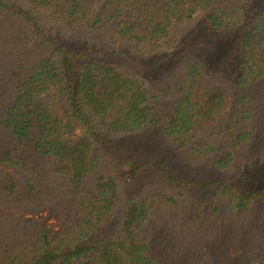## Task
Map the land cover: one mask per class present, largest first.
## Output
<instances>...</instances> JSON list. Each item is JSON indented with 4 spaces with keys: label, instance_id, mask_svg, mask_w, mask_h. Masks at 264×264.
Returning <instances> with one entry per match:
<instances>
[{
    "label": "trees",
    "instance_id": "obj_1",
    "mask_svg": "<svg viewBox=\"0 0 264 264\" xmlns=\"http://www.w3.org/2000/svg\"><path fill=\"white\" fill-rule=\"evenodd\" d=\"M193 15L199 25L231 31L237 40L219 86L198 102L192 100L195 88L204 85L199 63L186 61L177 97L162 109L153 89L109 65L107 54L68 44L69 34L82 30L127 49L145 45L150 54L172 25ZM263 67L264 0H0V99L12 95L0 118L13 137L0 153V264H155L148 240L135 230L159 194L131 198L119 222L111 223L122 181L116 140L152 131L176 152L196 157L186 134L212 122L230 95L231 121L251 115L246 92L264 79ZM250 124L237 142L256 134L257 126L246 130ZM126 164L136 172L144 166L136 157ZM217 166L225 164L219 160ZM230 191L235 241L264 256V188ZM62 197L73 204L72 214L56 230L29 218L4 220L7 210L34 215ZM161 200L172 212L178 207L167 196ZM187 216L202 241L221 214L215 205L193 204Z\"/></svg>",
    "mask_w": 264,
    "mask_h": 264
},
{
    "label": "rangeland",
    "instance_id": "obj_2",
    "mask_svg": "<svg viewBox=\"0 0 264 264\" xmlns=\"http://www.w3.org/2000/svg\"><path fill=\"white\" fill-rule=\"evenodd\" d=\"M193 17L172 25L168 37L159 47L150 49V54L145 45L127 49L118 42L109 43L102 34L82 30L69 34L68 44L77 51L89 47L107 54L104 59L109 65L140 78L145 87L152 88L155 102L162 109L176 99L174 89L186 61L199 63L204 85L195 88L192 100L198 102L219 86L222 68L235 58L237 40L231 31L219 33L199 25L200 20L195 15ZM204 87L206 92H202ZM8 96L0 99V108L12 101V95ZM246 96L251 115L239 123L230 120L233 102L230 95L227 107L212 122L186 134L188 145L199 152L196 157L189 158L176 152L164 138L152 131L116 140L120 152L116 164L122 171V181L111 223L119 222L131 198L145 191L159 194L160 198L154 200V209L135 230L148 240L156 257L155 264H264L262 250L251 255L235 241L232 233L236 231L237 222L230 210L233 204L230 190L250 193L264 188V79H259ZM248 121L251 124L246 130L254 131L252 127L257 126L256 134L237 142L239 136L245 134L243 128ZM80 127H75L76 132H80ZM35 132L36 124L31 131L33 138ZM12 143V134L3 128L0 118V153ZM133 157L143 159L144 166L137 172L126 164L133 161ZM219 160L224 167L217 166ZM1 169L11 173L4 166ZM221 183L227 189H222ZM163 196L176 202L178 207L174 212L168 206L171 205L169 202L161 200ZM193 204L215 205L221 214L215 224L205 229L206 237L202 241L197 235L200 230L185 222ZM72 208L73 204L62 197L48 202L43 211L34 215L22 216L7 210L4 220L29 218L38 226H51L56 230L62 221L70 218ZM252 258L256 260L254 263H251Z\"/></svg>",
    "mask_w": 264,
    "mask_h": 264
}]
</instances>
